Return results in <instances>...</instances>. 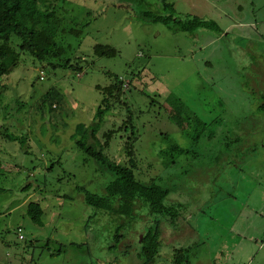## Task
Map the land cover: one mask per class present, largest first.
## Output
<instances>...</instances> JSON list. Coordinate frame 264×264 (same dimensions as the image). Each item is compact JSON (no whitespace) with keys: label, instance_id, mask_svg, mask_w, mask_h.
I'll list each match as a JSON object with an SVG mask.
<instances>
[{"label":"rangeland","instance_id":"rangeland-1","mask_svg":"<svg viewBox=\"0 0 264 264\" xmlns=\"http://www.w3.org/2000/svg\"><path fill=\"white\" fill-rule=\"evenodd\" d=\"M55 7L64 55L54 63L69 59L83 71L54 69L12 44L19 60L0 81V264H142L155 224L154 264H175L190 248V264H264V0ZM143 12L213 21L223 33L184 32L138 18ZM96 45L118 54L97 57ZM116 77L131 86L121 103L103 105ZM50 92L57 108L43 100ZM95 123L96 132L80 131ZM108 132L104 155L121 163L133 142L138 178L170 190L178 219L139 204L133 222L87 205L85 194L103 195L113 177L77 142L102 147ZM32 203L42 225L28 213Z\"/></svg>","mask_w":264,"mask_h":264},{"label":"trees","instance_id":"trees-1","mask_svg":"<svg viewBox=\"0 0 264 264\" xmlns=\"http://www.w3.org/2000/svg\"><path fill=\"white\" fill-rule=\"evenodd\" d=\"M65 0H0V81L2 77L9 75L19 60V53H27L34 57L39 63H48L52 68L75 69L79 72L83 68L79 64H72L68 59L63 63H54L61 61L64 55V49L57 41L58 30L61 26V20L56 16V5ZM50 3V4H49ZM54 6V8L52 7ZM166 10L173 11L169 4L165 6ZM138 18L153 23H162L168 27L179 29L188 33H195L199 29H208L222 34L223 30L213 21L193 18L187 21L175 18L173 14L168 16L155 15L151 12H143ZM94 54L97 57H115L117 51L108 45H96ZM132 82H126L120 77H116L114 82L105 87L102 91L106 95L104 104L109 102L121 103L122 95L126 88H130ZM51 92L43 98L44 102H50L51 108H57L51 97ZM101 110V109H100ZM264 111V104L261 107ZM98 129V125L93 124L88 129L80 128L86 134L89 131L93 133ZM107 141L105 145H86L83 140H79L78 147L90 160L103 167L112 175L113 179L105 188L103 195L93 193L85 194L87 205L96 208L99 211H106L111 215L125 218L127 221L136 220V210L139 204L149 209L152 215L168 217L175 221L181 215L180 208L167 204L170 190L156 183L155 179L146 183L140 180L138 169V160L135 154L133 142L125 144V158L121 163L109 159L104 155L103 148L109 144L108 139L112 132L105 134ZM15 140V138H13ZM241 141L240 139L236 142ZM235 142V143H236ZM231 144H226L227 149L232 148ZM241 143V142H240ZM172 153H185V150L178 145H173L169 149ZM28 213L32 220L42 225L43 210L38 204L32 203L28 207ZM19 232L21 229L19 228ZM160 229L155 224L153 227L145 230V236L141 244L139 256L142 264H154L159 254ZM192 249L178 250L175 255V264H190L189 255Z\"/></svg>","mask_w":264,"mask_h":264},{"label":"built area","instance_id":"built-area-1","mask_svg":"<svg viewBox=\"0 0 264 264\" xmlns=\"http://www.w3.org/2000/svg\"><path fill=\"white\" fill-rule=\"evenodd\" d=\"M40 79H41V80H44L43 72L41 73V77H40ZM19 237H20V239H23V236H22V235H20Z\"/></svg>","mask_w":264,"mask_h":264},{"label":"crops","instance_id":"crops-1","mask_svg":"<svg viewBox=\"0 0 264 264\" xmlns=\"http://www.w3.org/2000/svg\"><path fill=\"white\" fill-rule=\"evenodd\" d=\"M255 24L257 25V24H259V22L258 21H255ZM240 25H242V24H240ZM248 25H250V26H253V24H248Z\"/></svg>","mask_w":264,"mask_h":264},{"label":"water","instance_id":"water-1","mask_svg":"<svg viewBox=\"0 0 264 264\" xmlns=\"http://www.w3.org/2000/svg\"><path fill=\"white\" fill-rule=\"evenodd\" d=\"M142 240V236H141V238H140V241Z\"/></svg>","mask_w":264,"mask_h":264}]
</instances>
